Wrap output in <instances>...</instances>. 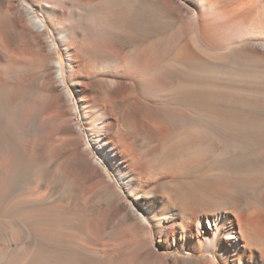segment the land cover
Wrapping results in <instances>:
<instances>
[{"label": "bare ground", "instance_id": "bare-ground-1", "mask_svg": "<svg viewBox=\"0 0 264 264\" xmlns=\"http://www.w3.org/2000/svg\"><path fill=\"white\" fill-rule=\"evenodd\" d=\"M3 103L0 264H264V0H0Z\"/></svg>", "mask_w": 264, "mask_h": 264}, {"label": "rangeland", "instance_id": "rangeland-1", "mask_svg": "<svg viewBox=\"0 0 264 264\" xmlns=\"http://www.w3.org/2000/svg\"><path fill=\"white\" fill-rule=\"evenodd\" d=\"M0 110L12 112V107L7 105L6 103H3V106L0 105ZM58 209H59V211L61 210L60 208H58ZM53 214H54V216L52 218L47 219V220H44L41 218L36 219L33 217V214H31L30 217H28V219H27L28 227L31 231H33L35 233L37 239H47L54 246V248H56L57 245H60L63 242H65L67 239H77L74 235H70L61 229V226L66 222V220H64L62 218L57 219V216L59 217L61 215H64V212L61 210L59 213H57V214L53 213ZM47 223L49 224L48 226L52 230L51 235H45L44 231H45L46 227H48V226H46ZM44 226H46V227H44ZM120 227H122V226H120ZM93 230H97L96 226H93ZM121 238H123V237H121ZM107 239H109V238H107ZM115 239H117V238H115ZM163 251L164 252H170L168 250H163Z\"/></svg>", "mask_w": 264, "mask_h": 264}]
</instances>
